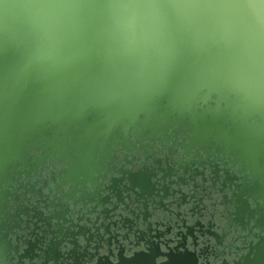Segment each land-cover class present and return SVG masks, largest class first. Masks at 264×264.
I'll return each mask as SVG.
<instances>
[{
    "label": "water",
    "instance_id": "95a60500",
    "mask_svg": "<svg viewBox=\"0 0 264 264\" xmlns=\"http://www.w3.org/2000/svg\"><path fill=\"white\" fill-rule=\"evenodd\" d=\"M174 125L189 134L187 153L212 140L258 177L254 189L236 197L237 222L251 210L250 200L264 211V0H0V220L9 221H0V264H38L36 249L44 253L39 264H198L185 244L184 251L167 253L143 237L147 251L128 256L110 225L101 226L109 237L104 255L99 245L89 252L96 235L79 224L75 232H52L62 238L55 236L46 250L37 239L21 251L9 238L25 222L9 211L10 182L22 173L30 177L33 164L49 157L67 165L57 188H68L63 196L73 207L79 194L106 215L107 204L128 209L131 195L124 193H133L145 216L149 198L153 209L174 212L189 204L181 178L173 182L177 189L163 186L156 194L146 173L127 176L120 169L121 178L106 189L96 187L100 178L108 179L109 165L117 169L110 144L115 151L146 154L144 142L158 134L169 140ZM39 150L43 154L32 162ZM125 162H132L128 154ZM125 179L129 185L120 190ZM30 187L26 194L35 193ZM61 209L54 216L57 226L68 221L69 205ZM124 222L132 232L130 220ZM96 234L104 239L99 229ZM191 237L197 244V236ZM256 238L236 264H264V235ZM67 240L73 249L63 254ZM161 256L166 261L159 262Z\"/></svg>",
    "mask_w": 264,
    "mask_h": 264
},
{
    "label": "flooded vegetation",
    "instance_id": "af4514ba",
    "mask_svg": "<svg viewBox=\"0 0 264 264\" xmlns=\"http://www.w3.org/2000/svg\"><path fill=\"white\" fill-rule=\"evenodd\" d=\"M132 139L136 145H140L142 140L136 135ZM189 143V134L174 125L169 131V140L158 134L155 141L144 142L146 154L140 149H135L131 153L123 149L115 151L113 144H110L108 152L118 158L115 163L117 169L113 170L114 165H109L108 179L104 181L100 178L96 185V187L100 186L99 189H106L113 178L122 177L119 173L120 169L125 170L127 176L129 173H146V178L155 184L156 194L163 186H169L170 190L177 189L173 182L181 178L184 180V185L180 182V187L190 203L180 210L174 207L172 208L174 212L170 208L171 212L165 209H153L149 198L150 203L145 216L143 205L136 203L133 193H124V196L131 195L129 200L126 199L128 209L118 205V209L114 210L113 204H107L108 215L102 213L103 208L100 205L97 207V203H89L87 197H80V194L79 204L73 207L70 200L63 196L68 192V188H57L59 173L65 170L67 165L49 157L42 165L33 164L30 177L22 173L16 176L15 181L10 182L13 185L11 189L13 197L9 202V211L21 215L25 222L20 223L17 220L22 229H14L9 238L14 245H20L21 251L26 247V241L37 239L39 247L46 250L55 236H59V240L62 238L52 232L58 231L59 227L63 228L64 233L75 232L79 228L74 227V224H79V227L96 235L91 242L89 252L94 253L93 247L99 245L100 255H104L108 253L109 237L105 235L101 226L110 225V230L113 235L118 236L128 256L136 251H147L149 245L146 242H153L159 250L167 253L169 249L175 248L184 251L181 245L185 244L186 249L197 256L198 264H236L243 261L250 245L257 242L256 235H264V225L261 227L257 224L258 221L264 220V211L262 212L250 200L251 210L246 211L243 223L237 222L236 197L248 188L254 189L258 177L251 174L239 156L223 150L221 145L215 144L212 140H208L204 148L192 146L187 153L186 145ZM42 154L43 150L34 151L31 161L40 158ZM127 154L128 159L132 161L130 164L125 162ZM71 156L75 157L76 154ZM158 160L161 164L157 163ZM168 166L171 168L170 172ZM17 169L26 171L21 165ZM165 175L167 177L163 178ZM125 185H129L128 179L118 184V188L124 190ZM30 186L35 193L26 194L25 190L31 188ZM89 192H92L91 188ZM156 194L152 196V201ZM82 198L86 199L85 203L82 202ZM113 202L115 203V200ZM61 205H69L70 211L66 212L64 209L68 221L62 220L59 222L60 226H57L58 222L54 216L61 212ZM125 219L130 220V225H127L131 226L132 232L122 227ZM0 221L9 223L4 217ZM97 229L104 237L102 241L97 237ZM191 233L197 236V244L192 239ZM89 235L87 233L86 237ZM125 236L128 237L124 238ZM183 236H186V240ZM141 237L145 239V243L140 241ZM78 239L81 245L86 246L83 235H79ZM137 243H139L138 247L135 246ZM116 246L113 240L112 247L116 248ZM72 249L69 240L60 248L63 254ZM36 252L41 255L42 260L44 253L38 249ZM80 252H83V249ZM12 255L15 256V253L12 252ZM6 257H9V254H5L4 258ZM41 260L36 259V262L39 264ZM158 261H166V257L161 256Z\"/></svg>",
    "mask_w": 264,
    "mask_h": 264
}]
</instances>
